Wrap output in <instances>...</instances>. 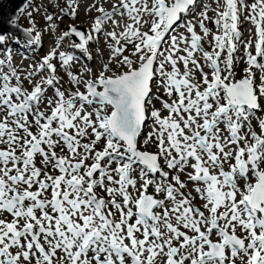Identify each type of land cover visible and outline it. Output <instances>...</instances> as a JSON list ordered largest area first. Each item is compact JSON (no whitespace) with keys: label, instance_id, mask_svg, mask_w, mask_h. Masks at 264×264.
I'll return each instance as SVG.
<instances>
[{"label":"snow or ice","instance_id":"obj_1","mask_svg":"<svg viewBox=\"0 0 264 264\" xmlns=\"http://www.w3.org/2000/svg\"><path fill=\"white\" fill-rule=\"evenodd\" d=\"M211 2L92 0L29 70L0 34V264H264V0Z\"/></svg>","mask_w":264,"mask_h":264},{"label":"rangeland","instance_id":"obj_2","mask_svg":"<svg viewBox=\"0 0 264 264\" xmlns=\"http://www.w3.org/2000/svg\"><path fill=\"white\" fill-rule=\"evenodd\" d=\"M66 2V3H65ZM206 2L211 3V6L214 8L216 5L211 2V0H206ZM89 3V1H85L82 4V10L83 13L89 14L88 11H86V4ZM249 3H251V0H249ZM42 5L40 12H36L34 10L35 6ZM69 5L68 1H63V0H31L30 2L27 3V5L23 8V10L20 12V16L18 19V24L15 26L8 25V27H1L0 28V34L2 32L4 33L7 32L8 37L12 38V44L9 45V47L12 48V53L15 58V64L19 67L20 62L24 60L25 63H37L40 61L45 55H47L52 48L54 47V42L58 41L60 36L62 35L63 31L66 30L70 25H80L82 28L89 29L87 28L83 22H76L71 16L64 15V13L69 11V8L67 7ZM107 6L110 7V4H106ZM61 9H64V13L61 12ZM85 11V12H84ZM197 11L199 12L200 9L198 8ZM28 12H32V17H27ZM94 12V11H93ZM48 14H53L54 17H59V19H56L55 24H52V22H48L46 20V16ZM209 15H213V13L209 12ZM41 24V25H40ZM43 24V25H42ZM84 25V26H83ZM35 27L36 31L41 32V42L44 39L45 42V48L40 49L41 43L37 44L35 46H29L26 41L29 39L24 34V30L28 29L29 27ZM43 26V27H42ZM209 28H212L215 30L214 25L209 24ZM240 30L243 33V37L245 40L253 39L254 37V26L247 21H243L240 25ZM178 31H184L183 29H178ZM12 32L19 33V36L16 37L14 33ZM48 35V36H47ZM70 39H65L62 41V47L59 49L60 51H66L69 54H72L74 56H78L80 60V64L76 66L73 71H83V67L81 65H87L84 60L86 58L84 55H80L79 50H74L70 49ZM19 45L16 47V45ZM205 48H208V45L205 44ZM254 51V49H253ZM244 53V48L243 46L240 47L239 53H237V56L239 57L240 55H243ZM91 54L93 56L94 63L95 65L92 66L91 68L93 71H99L100 66L103 62L101 59V55H103L106 60L108 59L109 56V50L106 47V39L102 36L99 38L98 43L93 41L91 42ZM0 58H3V54L0 53ZM28 63V64H29ZM243 63H238L236 65V79H240L241 76L243 75V68H244ZM207 71V69H205ZM61 76H65V80L68 79V77L65 75L63 71L60 72ZM39 78V76H37ZM36 77V78H37ZM39 80V79H38ZM27 81L25 82V87H28ZM64 87L67 88L69 87L68 83L64 84ZM153 91L156 93V95L160 96L162 99H167V96L165 95L163 89L157 88V85H153ZM49 95H52L51 91L48 93ZM155 104L156 108L161 109L162 105L159 101H153ZM163 116H166L168 113L166 110H162L161 113ZM151 121H148V124H151ZM255 123V122H254ZM259 131V129H256ZM151 131L150 127H145L144 133L147 134L148 132ZM148 150L150 151H156L155 147L149 148Z\"/></svg>","mask_w":264,"mask_h":264},{"label":"water","instance_id":"obj_3","mask_svg":"<svg viewBox=\"0 0 264 264\" xmlns=\"http://www.w3.org/2000/svg\"><path fill=\"white\" fill-rule=\"evenodd\" d=\"M2 1L3 0H0V28L8 27V25H19L18 19L20 16V12L30 0H6V3ZM78 28L80 30H84L81 26H78ZM13 33L14 32H12V34ZM2 34L7 35L8 33L4 31V33L2 32ZM14 35L19 36V33H14ZM76 39L78 41V38Z\"/></svg>","mask_w":264,"mask_h":264},{"label":"bare ground","instance_id":"obj_4","mask_svg":"<svg viewBox=\"0 0 264 264\" xmlns=\"http://www.w3.org/2000/svg\"><path fill=\"white\" fill-rule=\"evenodd\" d=\"M15 1V0H14ZM63 1H65V0H63ZM66 1H68L69 2V4H71V0H66ZM85 1H89V3H87L86 4V9H87V6L92 2V0H79V9H78V17L77 18H75L74 20L76 21V22H83V23H85L84 25L87 27V28H90V26H91V19H92V17L93 16H95V15H97V13H95V12H91V13H89V14H85V13H83V10H82V4L85 2ZM2 2H5L6 3V0H3ZM66 3V2H65ZM3 4V3H2ZM7 5V4H6ZM68 7V6H67ZM105 7L107 8V7H109V6H107L106 4H105ZM85 12V11H84ZM27 17H29V16H27ZM41 25V24H40ZM43 25V24H42ZM83 25V26H84ZM43 27V26H42ZM48 36V35H47ZM102 37V36H101ZM100 37V38H101ZM244 38V37H243ZM59 40V39H58ZM44 48H45V42H44V39H43V41L41 42V46H40V49H43L44 50ZM127 54V53H126ZM101 59L103 60V61H107L106 60V58L103 56V55H101ZM83 62H85L86 64H87V66H90V67H92V66H94L95 65V63H94V60H87L86 58H84V60H82ZM29 63V62H28ZM25 63L24 62V60H22L21 62H20V65H19V67H21V68H23L24 70H29V66L30 65H33V63ZM37 80L39 79L38 77L36 78Z\"/></svg>","mask_w":264,"mask_h":264}]
</instances>
